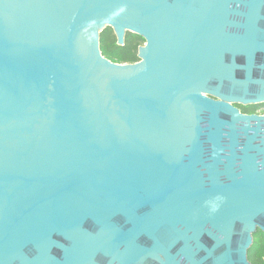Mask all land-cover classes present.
<instances>
[{
	"label": "water",
	"instance_id": "obj_1",
	"mask_svg": "<svg viewBox=\"0 0 264 264\" xmlns=\"http://www.w3.org/2000/svg\"><path fill=\"white\" fill-rule=\"evenodd\" d=\"M262 103L264 0H0V264H251Z\"/></svg>",
	"mask_w": 264,
	"mask_h": 264
},
{
	"label": "trees",
	"instance_id": "obj_2",
	"mask_svg": "<svg viewBox=\"0 0 264 264\" xmlns=\"http://www.w3.org/2000/svg\"><path fill=\"white\" fill-rule=\"evenodd\" d=\"M146 40L135 33L127 32L124 44L118 43V37L113 27L107 26L101 32V50L104 56L119 63H135L140 60L139 48ZM243 113L253 114L264 111V103L237 105ZM253 245L249 250L251 264H264V232L258 229L254 234Z\"/></svg>",
	"mask_w": 264,
	"mask_h": 264
},
{
	"label": "rangeland",
	"instance_id": "obj_3",
	"mask_svg": "<svg viewBox=\"0 0 264 264\" xmlns=\"http://www.w3.org/2000/svg\"><path fill=\"white\" fill-rule=\"evenodd\" d=\"M259 114H264V111L263 112H260Z\"/></svg>",
	"mask_w": 264,
	"mask_h": 264
}]
</instances>
